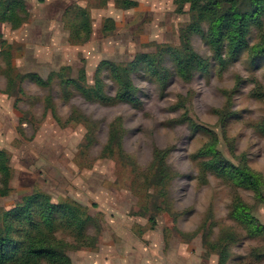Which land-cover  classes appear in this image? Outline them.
Returning <instances> with one entry per match:
<instances>
[{"label": "rangeland", "instance_id": "rangeland-1", "mask_svg": "<svg viewBox=\"0 0 264 264\" xmlns=\"http://www.w3.org/2000/svg\"><path fill=\"white\" fill-rule=\"evenodd\" d=\"M22 1L21 27L0 21V150L13 171L0 211L35 192L84 207L86 243L58 233L73 264H264V235L233 215L242 201L264 225V56H249L264 16L221 61L183 0ZM191 53L186 80L175 56ZM104 62L131 69V102L116 100ZM213 161L262 188L234 184Z\"/></svg>", "mask_w": 264, "mask_h": 264}, {"label": "trees", "instance_id": "trees-1", "mask_svg": "<svg viewBox=\"0 0 264 264\" xmlns=\"http://www.w3.org/2000/svg\"><path fill=\"white\" fill-rule=\"evenodd\" d=\"M239 0H183L190 4L196 17L195 33H202L201 25H208L205 36L206 43L215 52L219 60L225 56L235 57L247 47V36L251 25L260 23L264 16V0H249L250 9L242 11L236 4ZM231 5H228V4ZM130 6L135 5L128 2ZM24 15V16H22ZM28 17L26 4L22 0H0V21L10 23L14 28L21 27ZM83 29H86L82 25ZM90 32V31H89ZM90 34V33H89ZM87 35V38L90 35ZM79 32L76 38L81 43ZM188 45V37L184 40ZM194 53V52H193ZM188 54L185 58L175 56L179 75L188 80V72L199 62L196 54ZM252 62L264 56V34L260 41L249 49ZM108 64L114 74L119 89L117 101L129 103L134 98L135 90L130 82L131 69L121 68L112 62ZM187 73V74H185ZM264 132V121L261 125ZM209 152H215V145L208 146ZM160 156L156 158L159 164ZM210 168L222 173L234 184L259 191L261 179L245 168L234 167L227 162L213 161ZM161 173L166 169L160 168ZM13 177L12 167L6 151L0 150V196L7 197L11 192ZM163 178L165 176H162ZM69 202V201H68ZM234 217L244 224L251 235L263 236L264 225L250 212V208L242 201L234 206ZM91 217L85 208L73 203H54L45 193L35 192L26 196L23 201L10 211H0V264H73L68 252L72 247L58 233L64 227L73 229L79 244L86 243L87 226ZM225 258L221 264H224Z\"/></svg>", "mask_w": 264, "mask_h": 264}]
</instances>
